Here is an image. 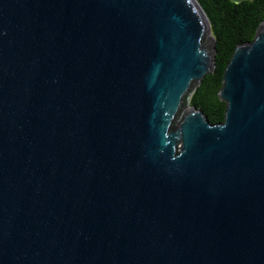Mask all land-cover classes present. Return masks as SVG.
Masks as SVG:
<instances>
[{"label":"water","instance_id":"1","mask_svg":"<svg viewBox=\"0 0 264 264\" xmlns=\"http://www.w3.org/2000/svg\"><path fill=\"white\" fill-rule=\"evenodd\" d=\"M215 44L198 0H0V264H264V21L213 124Z\"/></svg>","mask_w":264,"mask_h":264},{"label":"trees","instance_id":"2","mask_svg":"<svg viewBox=\"0 0 264 264\" xmlns=\"http://www.w3.org/2000/svg\"><path fill=\"white\" fill-rule=\"evenodd\" d=\"M205 9L216 40V69L202 80L190 96L191 105L201 108L211 123L225 118L226 102L219 91L225 69L237 47L252 41L264 21V0H198Z\"/></svg>","mask_w":264,"mask_h":264},{"label":"rangeland","instance_id":"3","mask_svg":"<svg viewBox=\"0 0 264 264\" xmlns=\"http://www.w3.org/2000/svg\"><path fill=\"white\" fill-rule=\"evenodd\" d=\"M209 43L211 42V40H207ZM187 99H188V97H187ZM188 104V101L187 100H185V107H186V105Z\"/></svg>","mask_w":264,"mask_h":264}]
</instances>
